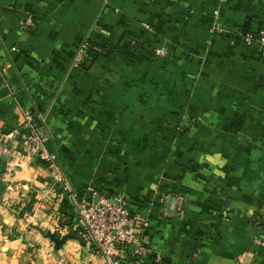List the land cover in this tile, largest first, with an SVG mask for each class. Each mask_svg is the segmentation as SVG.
<instances>
[{"label": "crops", "instance_id": "obj_1", "mask_svg": "<svg viewBox=\"0 0 264 264\" xmlns=\"http://www.w3.org/2000/svg\"><path fill=\"white\" fill-rule=\"evenodd\" d=\"M216 5L228 29L264 26V0H0V128L18 130L0 155V264H107L78 227L90 183L148 222L132 264H264V58L209 37ZM135 15L189 52L153 58ZM87 37L114 52L69 67ZM23 111L73 193L26 155Z\"/></svg>", "mask_w": 264, "mask_h": 264}, {"label": "built area", "instance_id": "obj_2", "mask_svg": "<svg viewBox=\"0 0 264 264\" xmlns=\"http://www.w3.org/2000/svg\"><path fill=\"white\" fill-rule=\"evenodd\" d=\"M33 26L34 18L29 14L22 20L21 28L28 30ZM255 37L257 42L264 45V28L260 29ZM251 38L253 36L249 34L244 37V41L249 43L252 41ZM22 115V126L28 130L24 147L26 155L44 161L58 189L72 192L61 169L57 152L46 145L47 136L42 126L36 121L32 112L23 111ZM17 134L16 129L4 131L0 128V155L9 150ZM82 192L83 199L77 206L80 217L78 227L106 258L107 264H121L130 244L134 245L136 252L143 249L142 238L148 222L146 220L139 222L131 216L123 196L108 195L95 183L88 184ZM135 226L138 227L137 233ZM134 234L136 238H133ZM159 260L160 256L156 254V261ZM126 264L132 263L129 261Z\"/></svg>", "mask_w": 264, "mask_h": 264}, {"label": "rangeland", "instance_id": "obj_3", "mask_svg": "<svg viewBox=\"0 0 264 264\" xmlns=\"http://www.w3.org/2000/svg\"><path fill=\"white\" fill-rule=\"evenodd\" d=\"M117 10V8H116ZM134 17V21L135 23L139 24L138 30L139 31H147L148 34L151 35V40H149V50L151 51V56L153 58H160L161 60H164V63H169L166 62L167 60L171 59L170 56L172 53H174L177 49L183 51V52H187L188 50L185 49L183 47V45H181L180 42H177L176 40H172L171 37L165 35V34H161L159 33L157 30H155L154 26L150 23H148L147 21L144 20H140L139 17L137 15L133 16ZM138 26V25H137ZM264 28V26H260L259 28L255 29V30H247V31H234L233 29H228L227 27H225V25L221 22V12L220 9L218 7V5L215 6V9L212 11L211 14V22L208 28V34L209 37H214L218 34H220L223 37L226 38H230V43L231 44H235L236 42H240L241 45L245 48H249L251 47L253 44H257L258 46V50L261 52L262 57L264 58V45H261L259 42H257L255 35L257 34V32ZM131 32L133 34H136L135 29L131 30ZM252 35L253 38L251 42L247 43L244 41V37L247 35ZM128 35V34H127ZM129 42L131 43V45L135 46L137 44L136 40H132L129 38ZM90 42H92V40L89 39V37L86 38L85 43L83 44L84 46H80L77 47L76 51L74 52L73 56L71 57L70 61H69V67H75V66H80L81 62L85 60L84 62V66L86 65H91L94 60L96 58H98L99 56H109L112 54V52H114V50H112L113 46H109L107 44H98V43H94V46H92L89 49V44H91ZM94 42V41H93ZM93 44V43H92ZM108 46V48H107ZM112 47V48H111ZM199 47H196V50H198ZM189 52V51H188ZM191 53V52H190ZM208 54L207 52V47L206 45L203 47H201V50H199V52H197L194 56L197 57V62L200 65H204L205 63H208V58L206 57V55ZM87 55V56H86ZM150 59L151 60V57ZM207 58V59H206ZM142 57L139 58V60L137 61H132L130 63V67H132L133 69H139L140 68V64L142 63L141 61ZM166 60V61H165ZM207 62H205V61ZM123 63V64H122ZM120 64V66L118 68H122L125 67L127 65V61L124 63L122 62ZM149 63H152V61L148 62V67H149Z\"/></svg>", "mask_w": 264, "mask_h": 264}, {"label": "trees", "instance_id": "obj_4", "mask_svg": "<svg viewBox=\"0 0 264 264\" xmlns=\"http://www.w3.org/2000/svg\"><path fill=\"white\" fill-rule=\"evenodd\" d=\"M91 44H89V49L92 47V46H94V43H96L95 41L93 42H90ZM93 43V44H92ZM87 56V55H86ZM85 60L86 59H84L80 64V66H84V62H85ZM0 174H1V171H0ZM0 182H1V179H0ZM134 255V254H133ZM126 256L127 257H125L123 260H121V264H126L127 262H131L132 260H135V258H133V256H132V253L131 252H129V249H127L126 250ZM132 259V260H131ZM149 259V261H151V263L152 264H159L160 262V260L159 261H156V255L154 254H152L151 256H150V258H148Z\"/></svg>", "mask_w": 264, "mask_h": 264}, {"label": "water", "instance_id": "obj_5", "mask_svg": "<svg viewBox=\"0 0 264 264\" xmlns=\"http://www.w3.org/2000/svg\"><path fill=\"white\" fill-rule=\"evenodd\" d=\"M50 237H51V239H52L53 241L57 242V239L54 238V236L50 235Z\"/></svg>", "mask_w": 264, "mask_h": 264}]
</instances>
